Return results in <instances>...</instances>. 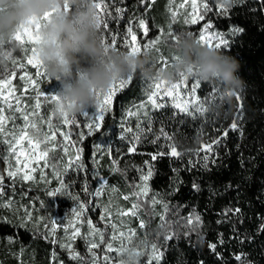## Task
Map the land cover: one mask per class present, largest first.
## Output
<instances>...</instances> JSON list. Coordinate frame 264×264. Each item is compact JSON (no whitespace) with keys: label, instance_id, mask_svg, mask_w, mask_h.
<instances>
[{"label":"trees","instance_id":"obj_1","mask_svg":"<svg viewBox=\"0 0 264 264\" xmlns=\"http://www.w3.org/2000/svg\"><path fill=\"white\" fill-rule=\"evenodd\" d=\"M79 2L73 0V7ZM118 4L121 11L83 33L76 47L65 28L60 34L73 73L93 66L104 45H113L120 65L132 37L141 42L145 51L137 57L130 82L115 96L109 115L114 126L105 123L108 132L101 137L71 124L81 165L67 168L66 156L60 151L53 156L58 165L61 154L67 168L61 174L67 197L60 203L47 190L35 191L27 184L4 191L5 197L20 193L22 203L12 210L0 201V264H108L102 250L107 239L90 250L79 237L74 242L77 256L71 257L59 242L62 229L55 236L50 232L52 217L71 216L74 205L86 206L94 224L102 227L95 205L101 178L108 181L105 194L114 186L119 199L131 192L137 204L134 194L147 167L152 172L149 198L140 199L133 224L162 245V254L141 264H264V0H236L225 14L207 0L211 10L205 11V22L227 43L209 54L211 69L199 88L207 109L201 115L178 112L173 104L156 107L148 100L161 71L176 74L192 61L200 65L202 48L195 42L202 23L174 16L170 0ZM24 11L15 3L0 9V49L12 39ZM141 103L145 109L137 107ZM101 142L107 147L100 155ZM200 142L214 149L208 162L197 155ZM3 153L0 139V163ZM31 199L36 203L32 208ZM104 233L107 238V228Z\"/></svg>","mask_w":264,"mask_h":264},{"label":"rangeland","instance_id":"obj_2","mask_svg":"<svg viewBox=\"0 0 264 264\" xmlns=\"http://www.w3.org/2000/svg\"><path fill=\"white\" fill-rule=\"evenodd\" d=\"M214 2L217 11L225 14L236 0ZM12 3L23 6L25 11L12 39L0 49V139L4 146L0 201L14 210L17 203H22L21 194L5 197L4 191L16 189L17 184H27L35 191L47 190L48 196L58 199V203L60 198L67 197L62 171L76 170L81 165V151L73 147L71 124L80 125L89 134L98 133L101 137L106 134L108 128L103 125L114 126L109 115L115 96L130 82L137 57L145 50L133 36L130 50L118 65L113 45H104L93 66L73 73L60 40L61 31L65 28L71 44L76 47L83 33L95 30L105 16L121 11L118 0H81L75 7L73 0H0V9ZM170 3L174 16L203 25L195 42L202 48L198 58L200 65L192 61L176 74L168 69L161 71L152 82L148 101L156 107L173 104L178 112L201 115L207 109L199 88L211 69L209 54L227 43V37L205 22V11L211 10L207 0H170ZM146 106L141 103L137 107L145 109ZM118 128H122V123ZM123 133L121 130L119 135ZM106 147V143H100V155ZM59 151L66 156L67 168L61 154H58V165L53 162V156ZM196 152L199 159L208 162L214 149L211 144L200 142ZM151 174L147 167L139 176L134 194L139 197L137 204L135 198L131 201V192L123 193L119 199L114 186L105 194L104 186L108 181L101 178L95 205L100 207L99 218L104 228L94 224L86 206L74 205L71 216L53 215L50 232L55 236L62 229L59 242L71 257L77 256L75 240L83 237L90 250L107 239L102 250L108 264H141L142 259H161L162 245L152 243L133 224L140 199L149 198ZM41 197L40 204L44 205L45 199ZM28 202L31 208L36 204L34 199Z\"/></svg>","mask_w":264,"mask_h":264}]
</instances>
